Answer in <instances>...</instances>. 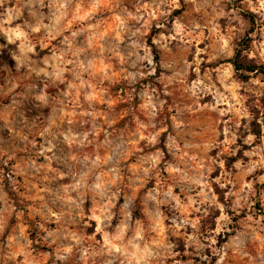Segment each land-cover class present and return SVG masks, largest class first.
<instances>
[{
    "label": "rangeland",
    "instance_id": "1",
    "mask_svg": "<svg viewBox=\"0 0 264 264\" xmlns=\"http://www.w3.org/2000/svg\"><path fill=\"white\" fill-rule=\"evenodd\" d=\"M240 45L264 0H0V264H264Z\"/></svg>",
    "mask_w": 264,
    "mask_h": 264
},
{
    "label": "trees",
    "instance_id": "2",
    "mask_svg": "<svg viewBox=\"0 0 264 264\" xmlns=\"http://www.w3.org/2000/svg\"><path fill=\"white\" fill-rule=\"evenodd\" d=\"M252 22H254L255 17L254 15L250 14L248 15ZM244 48L242 45H240L239 49H236L234 59L232 61V64L235 68V70L240 73V75L243 77V79H249L252 75L260 74L263 77L264 81V66H256L251 64H243L241 61L242 53ZM263 106H264V95L262 98Z\"/></svg>",
    "mask_w": 264,
    "mask_h": 264
}]
</instances>
